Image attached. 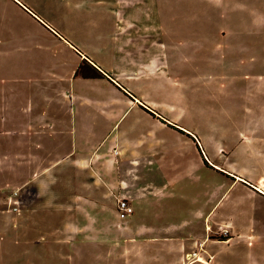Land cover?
I'll list each match as a JSON object with an SVG mask.
<instances>
[{
	"label": "rangeland",
	"instance_id": "obj_1",
	"mask_svg": "<svg viewBox=\"0 0 264 264\" xmlns=\"http://www.w3.org/2000/svg\"><path fill=\"white\" fill-rule=\"evenodd\" d=\"M60 3L36 0L32 8L39 22H32L27 5L0 0V264H133L136 259L130 256L138 248L128 244L129 218L117 213L122 184H106L102 193L94 187L93 194L91 183L97 176L121 174L119 158L130 145L156 146L167 153L175 145L189 149L195 139L216 150L224 168L242 178L233 180L235 176L203 164L196 173L200 178L190 181L195 182L192 191L182 188L184 182L178 184L180 196L168 201L174 210L191 208L200 214V200L207 197L213 216L205 222L190 215L195 221L189 233L203 236L204 243L193 247L183 264H264V191L258 189L264 190V0H243L242 7L227 13L236 21L237 36L229 39L233 47L192 54L189 64L169 79L165 71L163 83L141 85V67L136 66H121L119 76L110 73L132 93L143 91L155 114L133 102L106 74L100 82L73 84L78 55L39 18L58 25ZM93 19L73 17L66 25L94 29ZM211 56L214 63L204 67ZM81 114L84 127L95 123L93 136L83 129L78 135L18 137L9 129L11 119L22 124L28 117L39 122L60 115L69 124ZM235 145L239 155L230 166ZM64 150L74 157L85 154L102 171L70 165L44 174V167ZM17 198L26 199L25 204ZM171 218L167 212L158 219ZM194 248L205 259L194 255ZM169 258L177 264L179 255L172 252ZM147 264L167 263L149 259Z\"/></svg>",
	"mask_w": 264,
	"mask_h": 264
},
{
	"label": "crops",
	"instance_id": "obj_2",
	"mask_svg": "<svg viewBox=\"0 0 264 264\" xmlns=\"http://www.w3.org/2000/svg\"><path fill=\"white\" fill-rule=\"evenodd\" d=\"M18 1L24 6L27 5L28 18L32 22L37 21L34 17L36 12L32 8V4L36 5V0ZM60 2L62 11L58 25L54 26L43 16L39 17V13L38 17L63 39V42L69 46V50L72 49L78 55V66L85 61L92 63L102 70L110 81L115 82L119 90H124L133 102H138L147 112H149L147 109H150L154 113H157L156 109L148 105L152 101L147 98V95H144L143 91L132 93L120 85L111 74L118 75L120 67L123 65L132 67V70L141 67L142 73L138 77L139 81L141 85L145 84L146 87L151 88L157 82L166 81L165 71L169 79L168 76L177 72L178 68H185L192 60V54L203 52L204 55H210L223 47L229 49L230 44L233 47L234 45L229 42V39L237 36L234 32L236 27L234 22L236 21L233 18L230 19L227 13L244 5L243 0H60ZM73 17L82 19L93 17L92 23L97 27L89 30L83 26H70L69 28L66 23ZM213 63L212 56L210 60L204 59L203 61L204 67L210 68ZM191 78L194 80L195 77ZM102 80H105V77L85 78L76 74L73 84L79 86L87 82ZM76 105V107L79 106L77 102ZM82 115L81 117L72 116L69 124L68 120H64L60 115L39 122L28 117V120H24L22 124L11 119V128L9 129L13 136L18 137L62 136L68 135L69 131L78 135L82 133L83 129L87 130L89 136H93L95 130L92 126L94 127L95 123L92 121L91 127H84ZM175 126L185 130L178 125ZM199 145L202 149L199 148ZM199 145L197 141H194L189 149L175 145L171 152L168 151L169 153L157 150L156 146L147 147L140 143L130 145V149L125 150L123 157L119 158L121 174L118 175L116 171H113L115 173L113 177L102 176L101 179L97 176V179L91 183L93 185L90 190L93 194L94 187H98V191L102 193L105 191L104 185L106 184L115 186L122 184L120 190L122 196L128 198L134 205L135 211L128 217L129 229L126 230V233L131 235V241H128L129 246L138 248L137 251L141 254L138 255L137 251L132 252L130 258L136 259L132 262L133 264H147L149 259L174 264L172 258H169L172 252L179 255L177 264H183L187 253L193 247H196L200 242L203 245V236L197 237L193 233H189V228L195 221L194 218L193 221L190 219V215L204 218L205 222H209L213 217L212 213L207 210L211 199L201 198L204 212L202 211L200 214L196 213L198 210H191V208L183 213L178 212L168 203L180 196L175 192L179 183L184 182L182 188L185 191L186 189L192 191L190 186L194 188L193 183L195 182L191 183L190 181L196 177L200 178L196 173H199L203 164L210 171L216 167V170H222L230 176H235L233 180L242 178L231 170L232 168L229 170L224 168V164H221L222 161L224 163V160L216 150H207L202 144ZM94 149L92 150L94 151ZM89 152L87 153L89 154ZM62 153L64 154H61L59 159L51 161L50 165L44 167V174H51L59 166L64 169L70 165L78 166L83 170L94 168L93 173H97V170L102 171L101 166L86 161L85 154L74 157L70 150L67 152L64 150ZM238 155V145H235L229 154L228 163L230 166L235 164L234 161ZM204 157L208 159V163ZM198 158L201 160L200 166ZM97 163L100 164L99 161ZM54 182L55 179L52 177L51 184ZM101 183H103L102 187L99 185ZM83 184L88 183L83 182ZM256 188L258 187L256 186ZM259 190L264 191L263 189ZM222 192L223 190L219 189V194L221 193L219 199H223ZM100 193L98 194L99 199L104 200ZM65 196H61V200L66 201ZM25 200L22 199L23 204H25ZM157 202L158 204H156ZM95 211H97V215L100 214L99 208ZM167 212H170L172 218L169 221H160L158 218L163 217ZM177 214H180V217L175 220L173 217ZM188 241L191 243L189 244ZM158 245L162 249H153ZM193 251L198 252L195 248ZM197 254L201 255L202 251ZM198 257L205 259L204 255Z\"/></svg>",
	"mask_w": 264,
	"mask_h": 264
},
{
	"label": "trees",
	"instance_id": "obj_3",
	"mask_svg": "<svg viewBox=\"0 0 264 264\" xmlns=\"http://www.w3.org/2000/svg\"><path fill=\"white\" fill-rule=\"evenodd\" d=\"M76 74H81L83 77L85 78H101L106 76L105 73L100 70L98 67H96L95 65H93L92 63H88L87 61L82 62L77 70H76ZM151 114H155L153 111H151L150 109H147ZM174 126L175 125H171ZM178 128V127H176ZM179 129V128H178ZM182 131H184L183 129H180ZM195 141H197L195 139ZM197 144L199 145V142L197 141ZM199 148L202 149L199 145ZM202 151V150H201ZM204 160L208 163V159L204 157Z\"/></svg>",
	"mask_w": 264,
	"mask_h": 264
},
{
	"label": "built area",
	"instance_id": "obj_4",
	"mask_svg": "<svg viewBox=\"0 0 264 264\" xmlns=\"http://www.w3.org/2000/svg\"><path fill=\"white\" fill-rule=\"evenodd\" d=\"M17 203L19 205L22 204L21 198H17ZM135 211L134 205L131 203V201L126 197H121L118 199L117 203V212L119 217L126 218L132 215ZM197 252H194V255H196ZM190 257V256H189Z\"/></svg>",
	"mask_w": 264,
	"mask_h": 264
},
{
	"label": "bare ground",
	"instance_id": "obj_5",
	"mask_svg": "<svg viewBox=\"0 0 264 264\" xmlns=\"http://www.w3.org/2000/svg\"><path fill=\"white\" fill-rule=\"evenodd\" d=\"M259 189H261V188H259Z\"/></svg>",
	"mask_w": 264,
	"mask_h": 264
}]
</instances>
